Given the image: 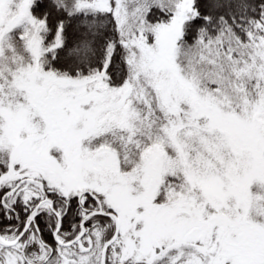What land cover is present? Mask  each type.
Wrapping results in <instances>:
<instances>
[{
  "label": "snow or ice",
  "instance_id": "obj_1",
  "mask_svg": "<svg viewBox=\"0 0 264 264\" xmlns=\"http://www.w3.org/2000/svg\"><path fill=\"white\" fill-rule=\"evenodd\" d=\"M0 264H264V0H0Z\"/></svg>",
  "mask_w": 264,
  "mask_h": 264
}]
</instances>
